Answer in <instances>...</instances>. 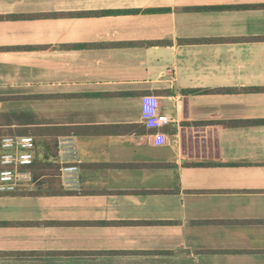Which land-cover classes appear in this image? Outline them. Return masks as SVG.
Returning <instances> with one entry per match:
<instances>
[{"label":"crops","instance_id":"obj_1","mask_svg":"<svg viewBox=\"0 0 264 264\" xmlns=\"http://www.w3.org/2000/svg\"><path fill=\"white\" fill-rule=\"evenodd\" d=\"M250 87L264 0H0V127L75 129L50 160L80 169L0 194V264H264ZM156 97L173 122L150 129Z\"/></svg>","mask_w":264,"mask_h":264},{"label":"built area","instance_id":"obj_2","mask_svg":"<svg viewBox=\"0 0 264 264\" xmlns=\"http://www.w3.org/2000/svg\"><path fill=\"white\" fill-rule=\"evenodd\" d=\"M159 99L154 98L151 115L146 123L150 129L170 124L173 119L161 113ZM154 144H164L167 137L164 133L154 134ZM36 140L31 135H6L0 138V194H12L34 184V174L30 168L35 161ZM74 153L73 143L68 138H61L58 154L62 159ZM76 164L61 166L60 178L64 182L74 179L79 173Z\"/></svg>","mask_w":264,"mask_h":264},{"label":"trees","instance_id":"obj_3","mask_svg":"<svg viewBox=\"0 0 264 264\" xmlns=\"http://www.w3.org/2000/svg\"><path fill=\"white\" fill-rule=\"evenodd\" d=\"M113 11H105L102 14L111 13ZM245 91L248 90H264V87H250L245 88ZM204 91L208 93H227L231 91H236L233 88H215L207 90H197ZM237 123L232 122L230 124ZM77 133L75 129L68 127H9V128H0V138L6 135H31L36 140V149H35V161L34 164L30 167L34 174V179L39 180L37 189H52V184L54 180L53 176L60 177L61 165L54 163L50 160L52 157H57L58 154V141L60 137L74 135ZM53 175V176H51ZM48 176V177H47ZM59 189V187L57 188ZM15 192L12 194L25 193ZM34 193L38 191H33Z\"/></svg>","mask_w":264,"mask_h":264},{"label":"rangeland","instance_id":"obj_4","mask_svg":"<svg viewBox=\"0 0 264 264\" xmlns=\"http://www.w3.org/2000/svg\"><path fill=\"white\" fill-rule=\"evenodd\" d=\"M14 108H12L13 110ZM12 110L10 108H0V126L4 125V124H7L9 122H11L12 120H5L4 119V116L6 114H10L12 112ZM0 128H9L7 126H4V127H0Z\"/></svg>","mask_w":264,"mask_h":264}]
</instances>
